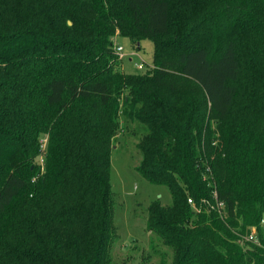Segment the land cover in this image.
Here are the masks:
<instances>
[{
  "label": "trees",
  "instance_id": "1",
  "mask_svg": "<svg viewBox=\"0 0 264 264\" xmlns=\"http://www.w3.org/2000/svg\"><path fill=\"white\" fill-rule=\"evenodd\" d=\"M122 119L171 264H264V0H0V264H115Z\"/></svg>",
  "mask_w": 264,
  "mask_h": 264
},
{
  "label": "rangeland",
  "instance_id": "2",
  "mask_svg": "<svg viewBox=\"0 0 264 264\" xmlns=\"http://www.w3.org/2000/svg\"><path fill=\"white\" fill-rule=\"evenodd\" d=\"M124 48L119 57L117 68L126 73H144L152 67L154 44L143 39L140 45L127 36L114 37V43ZM139 64L143 67L139 68ZM123 128L115 136L112 150L111 181L114 199V224L116 233L111 248V258L115 264H158L161 259L171 264L173 250L164 245L160 236L148 230V207L156 199L163 205L172 203V195L165 184L149 182L137 169L141 153L137 143L142 132L137 123H127L122 119ZM46 149L48 138L44 137ZM44 168V158L40 159ZM189 203L194 208L200 206ZM253 229V228H252ZM252 231V230H251ZM244 242V241H243ZM242 242V243H243Z\"/></svg>",
  "mask_w": 264,
  "mask_h": 264
},
{
  "label": "built area",
  "instance_id": "3",
  "mask_svg": "<svg viewBox=\"0 0 264 264\" xmlns=\"http://www.w3.org/2000/svg\"><path fill=\"white\" fill-rule=\"evenodd\" d=\"M114 51L117 54H119L120 56H123L124 55V53H123L124 52V48L121 45L117 44L116 42L114 43ZM138 66H139V68H142L143 67L142 64H139ZM189 200H190V202H192V199H189ZM222 205L223 204H221V206ZM255 234H256V229L253 228L252 231H251V233H250V235L247 237V239L254 240L255 239Z\"/></svg>",
  "mask_w": 264,
  "mask_h": 264
},
{
  "label": "water",
  "instance_id": "4",
  "mask_svg": "<svg viewBox=\"0 0 264 264\" xmlns=\"http://www.w3.org/2000/svg\"><path fill=\"white\" fill-rule=\"evenodd\" d=\"M72 22L71 21H69V24H71Z\"/></svg>",
  "mask_w": 264,
  "mask_h": 264
}]
</instances>
